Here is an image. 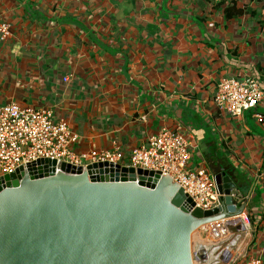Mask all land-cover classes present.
<instances>
[{
  "label": "crops",
  "instance_id": "obj_1",
  "mask_svg": "<svg viewBox=\"0 0 264 264\" xmlns=\"http://www.w3.org/2000/svg\"><path fill=\"white\" fill-rule=\"evenodd\" d=\"M0 17V104L64 119L79 154L184 135L192 169L234 172L246 230L229 264L264 262V97L240 118L215 102L223 79L264 96V0H0Z\"/></svg>",
  "mask_w": 264,
  "mask_h": 264
},
{
  "label": "water",
  "instance_id": "obj_2",
  "mask_svg": "<svg viewBox=\"0 0 264 264\" xmlns=\"http://www.w3.org/2000/svg\"><path fill=\"white\" fill-rule=\"evenodd\" d=\"M223 207L202 211L171 177L100 163L40 160L0 177V264H195L193 235L222 220L245 232L234 172L210 165ZM231 251H224L223 261Z\"/></svg>",
  "mask_w": 264,
  "mask_h": 264
},
{
  "label": "built area",
  "instance_id": "obj_3",
  "mask_svg": "<svg viewBox=\"0 0 264 264\" xmlns=\"http://www.w3.org/2000/svg\"><path fill=\"white\" fill-rule=\"evenodd\" d=\"M12 34L11 25L0 17V44ZM68 79H64L66 82ZM263 92L256 78L245 80L223 79L219 82L215 102L222 111L233 118L254 111L263 99ZM259 123L264 118L256 115ZM78 141L64 119H55L49 110L23 108L16 103L0 104V177L16 173L20 168L40 160H53L61 164L86 168L89 165L109 163L131 167L136 170L159 172L169 176L192 199L195 208L204 212L223 207L213 175L205 167L192 169L191 145L182 134L169 130L151 136L148 141L134 149L128 157L121 151H90L77 153L74 145ZM244 219V217H243ZM222 220L200 228L199 234L213 231L221 233L218 248L232 237H227V223ZM248 224V220H243ZM222 229L226 233L222 234ZM234 245V243H233ZM232 245V246H233ZM208 253V246L203 244ZM202 249L198 248L195 252ZM231 255V254H230ZM221 262L222 256H219ZM207 264V261H199ZM231 263L227 260L226 264ZM212 264V260H210ZM245 264H264L261 258H253Z\"/></svg>",
  "mask_w": 264,
  "mask_h": 264
},
{
  "label": "rangeland",
  "instance_id": "obj_4",
  "mask_svg": "<svg viewBox=\"0 0 264 264\" xmlns=\"http://www.w3.org/2000/svg\"><path fill=\"white\" fill-rule=\"evenodd\" d=\"M233 221H235V220H233ZM222 230H224V229H222ZM198 231H200V229ZM217 235H221V233L217 232V234L215 235V233L213 231H211V232H208V233H205V234L204 233H202V234H199V233L197 234L196 233L195 236H193V252L194 253H195L196 249H198V248H201V247L205 248L204 246H202L203 244L208 246V258L205 260V261H207V264H210V260H212V264H226V262L225 263L221 262L219 256H223L224 251H226L228 249H229V251H231V253H233V251L236 249V246L233 245L234 236H231L230 233H227L226 236L228 238L232 237V239H229V240L223 242L222 245H221L222 248L219 249L218 247L220 245L218 243L222 239L219 238V236H217ZM226 257H227V260H228L230 258V254L228 256H226ZM194 262H195V264H201L196 259L194 260Z\"/></svg>",
  "mask_w": 264,
  "mask_h": 264
},
{
  "label": "bare ground",
  "instance_id": "obj_5",
  "mask_svg": "<svg viewBox=\"0 0 264 264\" xmlns=\"http://www.w3.org/2000/svg\"><path fill=\"white\" fill-rule=\"evenodd\" d=\"M223 232H222V234H224V233H226V230L224 231V230H222ZM197 234H198V232H196ZM195 233V234H196ZM217 233V232H216ZM195 234L193 235V236H195ZM213 238V237H212ZM224 255V254H223ZM227 256V255H226Z\"/></svg>",
  "mask_w": 264,
  "mask_h": 264
}]
</instances>
